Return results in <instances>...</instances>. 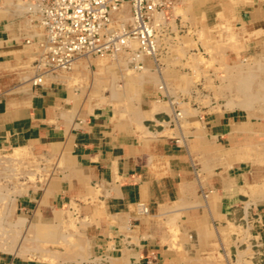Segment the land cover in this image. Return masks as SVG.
I'll list each match as a JSON object with an SVG mask.
<instances>
[{
    "label": "crops",
    "instance_id": "obj_1",
    "mask_svg": "<svg viewBox=\"0 0 264 264\" xmlns=\"http://www.w3.org/2000/svg\"><path fill=\"white\" fill-rule=\"evenodd\" d=\"M175 3L192 20L235 27L238 43L223 52L229 61L259 60V109L204 104L198 90L185 91L183 63L170 78L156 63L160 76H153L149 58L151 76L105 103L89 94L94 87L103 95L102 79L83 90L65 78L34 85L28 16L4 5L0 152L21 148L53 165L16 197V222L31 230L32 245L40 243L32 227L46 225L47 242L61 248L47 262L38 248L2 250L0 264H208L218 255L233 264V250L240 264L264 262L255 231H264V0Z\"/></svg>",
    "mask_w": 264,
    "mask_h": 264
},
{
    "label": "rangeland",
    "instance_id": "obj_2",
    "mask_svg": "<svg viewBox=\"0 0 264 264\" xmlns=\"http://www.w3.org/2000/svg\"><path fill=\"white\" fill-rule=\"evenodd\" d=\"M168 1L169 3L160 13H166L168 20V23L166 22V33L161 32L163 35H161L160 41L162 50L156 58L147 56L142 58V60L149 58L150 64L153 63L152 68H150L152 75L160 76V72L153 68V66L156 67L157 63L159 66H163L160 69L163 77H174L177 72L176 66L183 63L185 68L184 79L185 81L186 79L190 80L189 84L185 82L184 89L185 91L188 89L189 91H192L190 89L198 90L204 100L202 103L207 104L212 100L217 107L224 104L225 107L231 109L235 107H243L248 110L259 109V99H256L259 98V60H255L254 56L249 54L243 60L232 57V60L229 61L231 58H226L227 54L225 55V52H223L224 46H231L232 48L238 43L234 36L235 27L231 25L225 27L222 23L216 22L213 24L203 19L192 20L185 6L181 9V6L176 4L175 0ZM4 5H7L13 11L17 9V6L25 11L28 8L26 0H0V14H4V16L7 15V12L4 11ZM160 14L157 20L160 23L161 30L165 17L161 18ZM177 15L181 16V20L177 19ZM29 25L35 30L36 26ZM34 58L35 54L32 60ZM91 63L96 64L97 68L95 70L89 68ZM148 72L149 69L144 65L130 67L125 60L120 58L89 57L87 60H79L70 72H59L57 79L63 80L65 78L69 87H77L81 90L92 88V86H95L96 81L99 80V83H101L100 79H102L101 93L103 95L98 97L97 95L100 92L96 91L94 87L90 88L89 94L91 98H97V102L105 103L107 101L104 99L107 96V99L117 100L119 92L123 93L129 89V92L133 93L140 85H134L131 82L142 77H150L151 75ZM126 82L128 83L127 88H124ZM174 85H170V87L175 88ZM136 86L138 87L136 88ZM13 150L11 152H0V157L10 155ZM14 153H16L14 158H9L7 161L0 159V241H6V244H0V252L4 250L9 252L7 253L8 256H12L17 250L21 254H26L31 252L32 248H38L39 256L44 257L43 260L47 262L48 255L54 256L61 245L47 242L52 230L50 231L46 226L44 228L49 231V234L39 236L40 243L32 245L31 230L16 222L18 220L21 222L20 215L16 212V197L30 187L35 186L39 181L41 182L50 173L53 165L49 164L46 158L33 156L27 153L25 149ZM230 231L236 233L238 237L242 236V238L247 236L249 239L253 236L249 229L233 228ZM255 231L259 233V254H262L264 253V231L261 229ZM227 237L226 234L225 238ZM69 240L71 241L72 238L69 237ZM237 249H240L239 246ZM247 249L248 252L251 251L250 242L247 244ZM227 253L228 257L232 258L233 264H240L238 256H233L235 254L234 250L231 254ZM218 256L217 260L209 261L208 264H227L222 256ZM235 257H237V260H235ZM259 264H264V262L259 261Z\"/></svg>",
    "mask_w": 264,
    "mask_h": 264
},
{
    "label": "built area",
    "instance_id": "obj_3",
    "mask_svg": "<svg viewBox=\"0 0 264 264\" xmlns=\"http://www.w3.org/2000/svg\"><path fill=\"white\" fill-rule=\"evenodd\" d=\"M26 44H34V85L47 74L71 71L86 57L120 58L130 67L158 56L159 13L168 0H26ZM50 76V75H49ZM53 78L52 76H50Z\"/></svg>",
    "mask_w": 264,
    "mask_h": 264
},
{
    "label": "bare ground",
    "instance_id": "obj_4",
    "mask_svg": "<svg viewBox=\"0 0 264 264\" xmlns=\"http://www.w3.org/2000/svg\"><path fill=\"white\" fill-rule=\"evenodd\" d=\"M160 14V13H159ZM161 15V18L163 17H165L164 16V14L162 13V14H160ZM148 57V56H147ZM89 57H86V58H83V59H88ZM149 58H155V56L154 57H149ZM81 60V59H80ZM77 62H79V61H77ZM76 62V63H77ZM75 63V64H76ZM72 70V69H71ZM62 73H68L67 71H61ZM70 72V71H69ZM36 74H34L33 75V77L35 76ZM52 76L53 78H51L50 76ZM59 75V72H57L56 74H47V78H49V79H52V80H55V79H57V76ZM43 78V77H42ZM41 78V81H43L44 79H42ZM20 150H22L21 148H14V150H13V152L12 153H10V155H8V156H5V155H3V156H1L0 157V159H5L4 161H7L9 158L11 159V158H14V154H16V153H14V152H19ZM46 225H38V226H34V228H33V230H35V235L36 236H46V235H48L49 234V231L47 230V229H45L44 227H45ZM47 227V226H46Z\"/></svg>",
    "mask_w": 264,
    "mask_h": 264
}]
</instances>
